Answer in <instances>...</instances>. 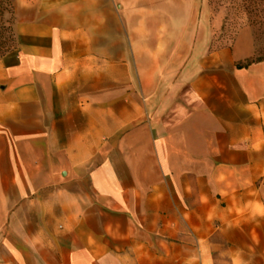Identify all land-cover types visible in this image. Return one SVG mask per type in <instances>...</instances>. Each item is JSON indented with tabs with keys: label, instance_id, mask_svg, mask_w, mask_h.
<instances>
[{
	"label": "crops",
	"instance_id": "1",
	"mask_svg": "<svg viewBox=\"0 0 264 264\" xmlns=\"http://www.w3.org/2000/svg\"><path fill=\"white\" fill-rule=\"evenodd\" d=\"M12 2L0 264H264L251 31L200 50L151 0Z\"/></svg>",
	"mask_w": 264,
	"mask_h": 264
},
{
	"label": "rangeland",
	"instance_id": "2",
	"mask_svg": "<svg viewBox=\"0 0 264 264\" xmlns=\"http://www.w3.org/2000/svg\"><path fill=\"white\" fill-rule=\"evenodd\" d=\"M151 4H159L162 9L167 7V19L175 22V31H179L180 25L192 26L191 30L199 36L200 50L207 37H214L210 49L229 47L237 31L247 27L255 44V57H264V0H151ZM11 27V38L8 32L2 37L11 47L1 52L0 58L18 46L14 20Z\"/></svg>",
	"mask_w": 264,
	"mask_h": 264
},
{
	"label": "trees",
	"instance_id": "3",
	"mask_svg": "<svg viewBox=\"0 0 264 264\" xmlns=\"http://www.w3.org/2000/svg\"><path fill=\"white\" fill-rule=\"evenodd\" d=\"M13 20V4L10 0H0V53L11 47L10 44L2 40V37L4 36V32H8V35L10 34L8 38H11V23ZM262 59H264V57L259 58L254 56L253 58L246 60L243 64H238L237 66H246L252 62L260 61Z\"/></svg>",
	"mask_w": 264,
	"mask_h": 264
}]
</instances>
